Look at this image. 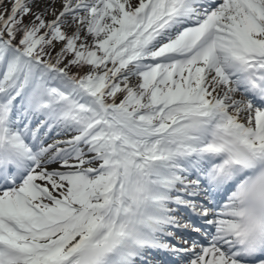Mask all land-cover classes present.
<instances>
[{"label":"snow or ice","instance_id":"snow-or-ice-1","mask_svg":"<svg viewBox=\"0 0 264 264\" xmlns=\"http://www.w3.org/2000/svg\"><path fill=\"white\" fill-rule=\"evenodd\" d=\"M0 264H264V0H0Z\"/></svg>","mask_w":264,"mask_h":264}]
</instances>
